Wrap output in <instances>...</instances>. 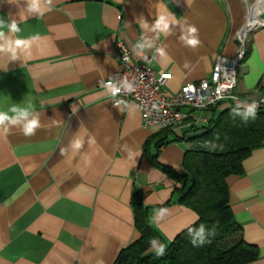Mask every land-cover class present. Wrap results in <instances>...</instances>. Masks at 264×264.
Instances as JSON below:
<instances>
[{"label":"crops","instance_id":"crops-1","mask_svg":"<svg viewBox=\"0 0 264 264\" xmlns=\"http://www.w3.org/2000/svg\"><path fill=\"white\" fill-rule=\"evenodd\" d=\"M165 10L179 21L168 35L151 30ZM37 15L28 14L27 0H0V20L14 19L21 29L13 39L40 37L31 58L12 61L0 54V111L11 114L13 106L31 101L28 119L38 117L41 125L32 136L24 135L23 120L0 126V264H112L139 237L130 202L136 191L161 236L151 247L157 252L197 219L178 201L190 181L182 167L183 154L193 145L185 136L189 126L185 121L169 128L160 143L162 128L144 127L133 101L117 107L102 83L117 69L118 41L132 58H150L155 71L169 72V94L198 82L209 75L216 54L234 55L243 1L53 0L50 11ZM141 19L147 28L140 27ZM189 25L198 29L201 44L195 49L182 39ZM138 43L152 46L141 50ZM263 72L264 26L247 35L234 89L239 100L200 114L208 121L231 105L249 108L261 93ZM153 135L149 153L157 144L158 161L175 175L144 155ZM77 137L85 143L74 152L71 142ZM129 149L138 153L135 160L128 158ZM242 164L241 174L225 178L229 204L243 240L258 250L245 264H264V143ZM160 209H167L163 216Z\"/></svg>","mask_w":264,"mask_h":264},{"label":"trees","instance_id":"trees-1","mask_svg":"<svg viewBox=\"0 0 264 264\" xmlns=\"http://www.w3.org/2000/svg\"><path fill=\"white\" fill-rule=\"evenodd\" d=\"M196 130L201 134L187 138L193 145L184 152L182 167L190 181L178 201L193 210L197 219L158 255L151 252L152 240L161 236L149 220L141 192H134L130 202L139 237L122 248L112 264H245L257 257L256 246L243 240L231 211L225 178L241 174L251 149L264 143V109L257 107L250 113L248 108L231 105L203 126H189V132ZM168 131L161 129L160 143ZM156 137L145 141L143 153L154 166L175 175L158 161L157 144L155 152L149 153L148 145Z\"/></svg>","mask_w":264,"mask_h":264},{"label":"built area","instance_id":"built-area-1","mask_svg":"<svg viewBox=\"0 0 264 264\" xmlns=\"http://www.w3.org/2000/svg\"><path fill=\"white\" fill-rule=\"evenodd\" d=\"M244 5V23L235 34L237 44L232 57L218 53L208 76L198 82L183 83L174 93H168L165 83L169 77L168 71H155L150 65V58L138 60L131 57L126 45L117 42V69L110 79L116 87L121 88L120 94L108 96L113 103L117 100L127 103L133 101L141 114L144 127L156 125L160 128H171L187 121L188 126H199L207 119L200 114L224 101H238L234 93L240 68L246 53L247 35L250 31L264 26V0L260 9L259 20L246 25L248 10L255 4L251 0H242ZM140 44V43H138ZM127 56V60L125 59ZM132 85V92L123 88L124 79ZM261 93L255 100L258 108L264 109V72L258 83ZM198 112V113H197Z\"/></svg>","mask_w":264,"mask_h":264},{"label":"clouds","instance_id":"clouds-1","mask_svg":"<svg viewBox=\"0 0 264 264\" xmlns=\"http://www.w3.org/2000/svg\"><path fill=\"white\" fill-rule=\"evenodd\" d=\"M15 2V0H10V3ZM53 0H27V12L28 14L37 13L38 17L44 15V10L47 9L48 11L51 10ZM25 18H27L25 16ZM179 23V21L171 14L170 12H167L166 10L159 13L152 24V31L163 33L164 35L170 34V25ZM140 27L141 28H147L148 23L146 20L141 19L140 21ZM7 28L8 33L10 35H6L4 29ZM21 29L19 28L16 20H11L10 23H7L4 20H0V54L8 55L10 60L16 61L23 56L25 59L31 58V49L33 46V43L35 41H38L40 37L38 35L32 36L30 38L22 39V38H12L13 34L19 33ZM182 39L185 41V44L193 49L197 48L201 41L199 39L198 29L195 25H189L187 27V34L182 36ZM152 45L149 44H137L136 47L138 49H145L146 47H151ZM157 51L160 53L161 56L165 55L163 49H157ZM139 55H142L141 53H138ZM125 59L127 60V56H125ZM123 88L126 92L131 93L132 92V85L127 82V79L125 77L123 82ZM103 87L106 89V91L112 95L113 97L117 96L121 92L120 87H116L113 81H108L106 84L103 85ZM123 101L117 100L115 102L116 106L118 107ZM257 106V103L254 101L248 108V111L250 113L254 112L255 108ZM11 114L6 111H0V126H4L5 122L7 121L10 124H16L20 122L21 120L24 121L23 126V133L25 136H32L35 134V131L41 126L40 121L38 117H34L32 119H28L29 115L34 111V107L31 101L27 103L26 106H13L11 108ZM85 141L77 137L71 142V147L74 152H79L80 149L84 147ZM64 154V149L61 150V155ZM138 155V153H134L132 150H128V158L131 160H135V157ZM85 163L90 164L91 161L88 159V157H85ZM167 209H160V215L163 216L164 212H166ZM155 239L152 240V243L155 244ZM165 245H160L157 250V254H162L164 251Z\"/></svg>","mask_w":264,"mask_h":264},{"label":"bare ground","instance_id":"bare-ground-1","mask_svg":"<svg viewBox=\"0 0 264 264\" xmlns=\"http://www.w3.org/2000/svg\"><path fill=\"white\" fill-rule=\"evenodd\" d=\"M262 1L263 0H257L255 4L248 10L246 16V25H251L259 20L258 13L260 12V9L262 7Z\"/></svg>","mask_w":264,"mask_h":264},{"label":"water","instance_id":"water-1","mask_svg":"<svg viewBox=\"0 0 264 264\" xmlns=\"http://www.w3.org/2000/svg\"><path fill=\"white\" fill-rule=\"evenodd\" d=\"M201 134V131H193V132H190L189 134H188V137L190 138V137H195V136H197V135H200Z\"/></svg>","mask_w":264,"mask_h":264},{"label":"rangeland","instance_id":"rangeland-1","mask_svg":"<svg viewBox=\"0 0 264 264\" xmlns=\"http://www.w3.org/2000/svg\"><path fill=\"white\" fill-rule=\"evenodd\" d=\"M257 1V0H256ZM255 2V0H251V3ZM200 126V123H197Z\"/></svg>","mask_w":264,"mask_h":264}]
</instances>
